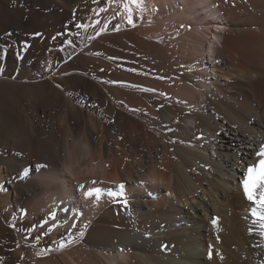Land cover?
Masks as SVG:
<instances>
[{
  "label": "bare ground",
  "instance_id": "bare-ground-1",
  "mask_svg": "<svg viewBox=\"0 0 264 264\" xmlns=\"http://www.w3.org/2000/svg\"><path fill=\"white\" fill-rule=\"evenodd\" d=\"M0 60V264H264V0H0Z\"/></svg>",
  "mask_w": 264,
  "mask_h": 264
},
{
  "label": "snow or ice",
  "instance_id": "snow-or-ice-1",
  "mask_svg": "<svg viewBox=\"0 0 264 264\" xmlns=\"http://www.w3.org/2000/svg\"><path fill=\"white\" fill-rule=\"evenodd\" d=\"M128 22L131 24L132 19L129 18ZM77 27H87V25H77ZM35 35H40L36 33ZM99 35V33H97ZM55 39V37H53ZM133 71H135L133 69ZM256 160L252 163L244 162L243 165H240L243 168L242 175L243 179L240 181L242 187V193L244 197L251 202V216L254 218L252 223L259 226V235L264 238V144H261L258 148V151L254 153ZM27 174V172H25ZM96 181H93L95 184ZM83 188L84 186L81 185ZM121 189L120 195H123L124 185L120 184L118 186ZM85 198L95 197L98 201L101 198V190L99 188H89L84 193ZM126 204L127 201H124ZM212 223L215 225L217 223L216 219L212 220ZM253 229L249 228V234H253ZM64 245L62 244L61 247ZM211 257V252L209 253Z\"/></svg>",
  "mask_w": 264,
  "mask_h": 264
},
{
  "label": "rangeland",
  "instance_id": "rangeland-1",
  "mask_svg": "<svg viewBox=\"0 0 264 264\" xmlns=\"http://www.w3.org/2000/svg\"><path fill=\"white\" fill-rule=\"evenodd\" d=\"M9 42L6 43V45H9V43L11 44V41L8 40ZM7 42V41H6ZM3 63V64H2ZM5 65H7L3 60H0V67H4Z\"/></svg>",
  "mask_w": 264,
  "mask_h": 264
}]
</instances>
